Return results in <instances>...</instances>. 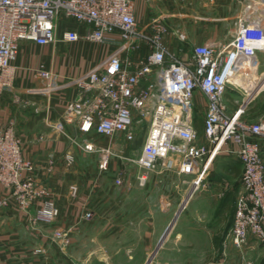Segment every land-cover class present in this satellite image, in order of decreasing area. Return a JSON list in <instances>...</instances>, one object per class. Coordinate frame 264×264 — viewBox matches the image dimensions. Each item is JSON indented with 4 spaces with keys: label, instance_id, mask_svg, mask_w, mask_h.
<instances>
[{
    "label": "built area",
    "instance_id": "obj_1",
    "mask_svg": "<svg viewBox=\"0 0 264 264\" xmlns=\"http://www.w3.org/2000/svg\"><path fill=\"white\" fill-rule=\"evenodd\" d=\"M236 1L240 10L231 40L194 44L182 56L164 41L167 35L182 40L179 31L158 17L140 27L134 0H0V89L13 83V62L22 40L38 45L83 40L113 47L96 65L71 79L76 95L66 103L62 119L52 129L67 136L69 125L109 140L119 133L131 139L134 124L144 123L147 129L140 151L129 158L137 166L140 185L158 164L202 182L220 151L234 144L242 169L224 245L237 250L239 264H254L246 255L252 242L262 246L264 256V158L259 142L264 140V116L255 121L243 117L251 99L246 87H242L246 96L235 109L228 105L225 93L229 85L241 87V78L257 73L258 54L264 52V0ZM67 20L84 29H63ZM139 47L147 52L132 56ZM32 71L45 80L53 76L44 64ZM197 95L205 98L202 132L193 117L199 105ZM83 144L87 151L96 152L98 168L105 169L112 147L91 140ZM64 158L67 163L73 161L69 152ZM52 167L50 159L46 169ZM122 182L119 172L115 183ZM0 185V206L10 199L23 209L39 202L31 212L32 222L49 223L59 214L52 190L37 178L35 162L23 155L12 121L0 127ZM70 188L76 191L75 185ZM90 214L85 212V216ZM54 234L66 232L55 230Z\"/></svg>",
    "mask_w": 264,
    "mask_h": 264
},
{
    "label": "crops",
    "instance_id": "obj_2",
    "mask_svg": "<svg viewBox=\"0 0 264 264\" xmlns=\"http://www.w3.org/2000/svg\"><path fill=\"white\" fill-rule=\"evenodd\" d=\"M193 5L199 11L194 13ZM239 10L236 0H134V16L140 27L158 17L172 30L179 31L182 40L167 35L164 41L172 52L182 56L194 44L220 41L219 25L232 23V38ZM62 26L84 29L73 20L63 22ZM87 42L71 43L81 50ZM55 44L20 41L13 62V83L0 89V127L14 123L22 153L33 159L38 180L52 190L59 214L49 223L32 222L30 215L38 201L30 203L27 209L12 199L0 206V264H239L237 250L230 244L224 245L240 187L242 165L236 155L237 147L227 144L202 182H194L191 174L158 164L140 185L137 166L129 160L133 155L125 150L131 146V140L123 133L109 140L92 132H79L69 125L67 136L52 129V124L62 119L66 103L76 95L77 88L71 79L96 65L113 47L102 45V56L89 68L68 73L44 60L47 56L52 59ZM145 52L147 49L139 47L131 54L143 56ZM39 64L51 70L52 79L34 76L32 70ZM243 99L242 95H225L231 109ZM253 100L254 97L247 108ZM196 102L200 107L205 98L197 95ZM138 126L134 124V134ZM198 128L202 132L201 123ZM78 138L82 143L77 142ZM84 140L112 147L113 154L105 169L98 168L97 154L84 148ZM259 142L264 158V140ZM66 152L73 155L71 163L64 158ZM91 152H95V159ZM50 159L53 167L48 171ZM119 172L121 184L115 183ZM72 184L76 186L75 192L70 188ZM87 210L91 211L88 217L84 216ZM55 230L66 234L56 236ZM215 235H221L218 245ZM246 255L254 264H264L260 244L252 242Z\"/></svg>",
    "mask_w": 264,
    "mask_h": 264
},
{
    "label": "rangeland",
    "instance_id": "obj_3",
    "mask_svg": "<svg viewBox=\"0 0 264 264\" xmlns=\"http://www.w3.org/2000/svg\"><path fill=\"white\" fill-rule=\"evenodd\" d=\"M194 13L196 11H199L196 6L193 5ZM195 19V18H194ZM211 26H215V24H212ZM219 40L222 43H226L231 39L232 35V29L234 25L231 24H223L219 25ZM212 28V30H213ZM73 43H66V42H60L56 43L54 47V55L52 59H50V56L44 57V60L51 64L52 66H55V68L59 71L65 70V72L68 73H77L79 70H86L89 68L90 64L92 62H95L98 58V56H102L104 52V48L102 45L89 41L84 44L83 48L81 50H76L73 45ZM259 57V68L257 70V73L254 74V78L252 79L253 86L249 90V98L254 97V100L248 108L245 111V114L243 117L249 121H255L259 117L264 116V52L258 54ZM242 80V86L234 88L232 86H228L226 89V96L229 95V93H233L234 95H237L240 97L241 95L243 98L246 96L247 91H245L242 87H245L247 85V82L244 78H241ZM249 88V87H248ZM239 93V94H238ZM248 95V94H247ZM228 98V97H227ZM203 114V106L200 105V107H197L193 110V117L196 120L195 122L198 123V125L201 123V116ZM145 124H141L138 126V128L135 130V134L130 139L131 140V146L127 149H125L127 152H130L134 157L138 149L141 146L145 129ZM78 143H82L81 139H77ZM91 156L93 159H95V152H91ZM86 157H83V159ZM107 174V172H106ZM109 174V173H108ZM90 211V210H89ZM91 213V211H90ZM91 215V214H90ZM85 216V214H84ZM88 217V216H86ZM150 264V263H148Z\"/></svg>",
    "mask_w": 264,
    "mask_h": 264
},
{
    "label": "bare ground",
    "instance_id": "obj_4",
    "mask_svg": "<svg viewBox=\"0 0 264 264\" xmlns=\"http://www.w3.org/2000/svg\"><path fill=\"white\" fill-rule=\"evenodd\" d=\"M245 71V70H244ZM254 72H250L249 75L246 76L245 81L247 82V85H245V87L247 88V90H251L250 88H252L253 83L251 82L252 79L254 78ZM242 81V80H241ZM249 87V88H248Z\"/></svg>",
    "mask_w": 264,
    "mask_h": 264
},
{
    "label": "trees",
    "instance_id": "obj_5",
    "mask_svg": "<svg viewBox=\"0 0 264 264\" xmlns=\"http://www.w3.org/2000/svg\"><path fill=\"white\" fill-rule=\"evenodd\" d=\"M225 95H226V93H225ZM195 121H196V120H195ZM196 126H197V127L199 126L197 122H196ZM219 236L221 237V235H219ZM220 237H218V236H216V235L214 236V240H215V244H216V245H218V243H219L218 239L221 240ZM219 244H220V243H219Z\"/></svg>",
    "mask_w": 264,
    "mask_h": 264
}]
</instances>
